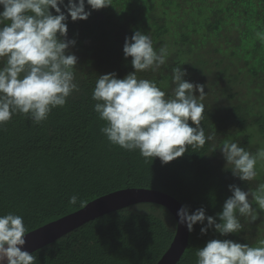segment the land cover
<instances>
[{
    "label": "trees",
    "instance_id": "trees-1",
    "mask_svg": "<svg viewBox=\"0 0 264 264\" xmlns=\"http://www.w3.org/2000/svg\"><path fill=\"white\" fill-rule=\"evenodd\" d=\"M85 8L88 18L69 17L62 37L75 41L67 51L77 57L79 91L38 124L20 113L0 124V215L22 216L27 234L106 194L144 188L170 195L189 214L203 208L216 217L232 194L229 185L254 191L264 184V160L257 161V177L244 182L226 168L219 149L225 141L253 155L264 149V37L256 35L264 34V0H111L99 10ZM137 30L150 35L155 50L168 52L165 65L138 78L154 81L170 97L172 70L180 67L185 80L205 85L207 93L201 127L213 139L188 146L167 164L110 144L100 131L105 122L93 111L98 76L114 72L122 79L134 71L123 45ZM73 195L77 205L68 204ZM241 223L239 233L226 236L211 228L202 235L207 221L197 223L177 264H196L197 248L212 239L257 246L264 216ZM175 230L166 209L143 203L98 217L30 254L35 264H156Z\"/></svg>",
    "mask_w": 264,
    "mask_h": 264
},
{
    "label": "clouds",
    "instance_id": "clouds-1",
    "mask_svg": "<svg viewBox=\"0 0 264 264\" xmlns=\"http://www.w3.org/2000/svg\"><path fill=\"white\" fill-rule=\"evenodd\" d=\"M86 4L99 10L111 5V0H68L66 5L64 0H0V124L17 113L38 124L79 91L73 71L77 57L67 51L75 41L62 37H66L69 17L72 21L88 18ZM256 35L264 37L260 32ZM123 54L125 59L131 57L134 71L122 79L114 72L98 76L91 96L96 102L93 111L105 122L100 131L110 144L138 150L146 160L159 158L167 164L182 156L188 146L203 147L213 139L201 127L205 85L185 80L186 71L176 67L172 70L175 87L166 97L154 81L138 78V72H155L165 65L166 48L155 50L150 35L137 30L125 37ZM219 149L234 177L244 182L257 177L256 165L264 160V149L253 155L229 141ZM228 188L232 194L216 217L206 216L203 208L189 214L182 206L177 212L178 223L192 232L194 225L206 220L200 228L202 235L211 228L226 236L242 230V217L251 223L264 216V184L254 191H243L234 184ZM77 201L73 195L68 204L77 205ZM27 231L22 216L0 215V264H35L36 256L23 250ZM195 256L196 264H264V239L257 246L212 239L197 248Z\"/></svg>",
    "mask_w": 264,
    "mask_h": 264
},
{
    "label": "water",
    "instance_id": "water-1",
    "mask_svg": "<svg viewBox=\"0 0 264 264\" xmlns=\"http://www.w3.org/2000/svg\"><path fill=\"white\" fill-rule=\"evenodd\" d=\"M143 203L159 205L173 216L176 223L173 240L156 264H177L182 258L189 240L186 226L178 223L177 212L182 205L166 193L144 188H128L106 194L71 214L25 234L26 243L23 250L33 253L98 217Z\"/></svg>",
    "mask_w": 264,
    "mask_h": 264
}]
</instances>
